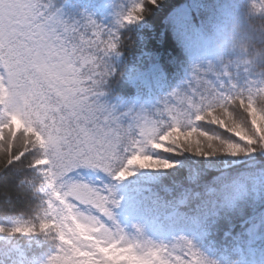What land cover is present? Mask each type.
<instances>
[{"label":"trees","instance_id":"16d2710c","mask_svg":"<svg viewBox=\"0 0 264 264\" xmlns=\"http://www.w3.org/2000/svg\"><path fill=\"white\" fill-rule=\"evenodd\" d=\"M22 1L25 25L0 31V264H264L259 141L227 166L191 146L218 130L208 124L217 114L251 140L250 117L264 131V0H93L89 25L77 17L79 0ZM38 26L63 53V79L33 61ZM140 57L173 83L163 96L124 92ZM60 136L106 185L96 186L97 204L115 240L55 206L50 148ZM152 199L159 205L134 224L132 203Z\"/></svg>","mask_w":264,"mask_h":264},{"label":"rangeland","instance_id":"374dc122","mask_svg":"<svg viewBox=\"0 0 264 264\" xmlns=\"http://www.w3.org/2000/svg\"><path fill=\"white\" fill-rule=\"evenodd\" d=\"M2 1L0 0V31L3 32L5 37H9L21 25L20 20L18 21L15 18V14L19 11V3L16 1H12V3L7 0ZM13 23H16V25ZM63 59V54L60 50L55 48L51 50V47L46 45V39L38 40L34 53V63L40 69L48 70L52 75L55 74L61 77L65 75V69L63 67H66V63L62 61ZM142 68L134 70L128 80L135 79L138 75L142 74ZM225 116L217 114L211 118L208 124L213 126L214 129L218 128V130H215L212 136L207 134L203 135L200 140L192 143V148L201 154L204 159L208 158L205 152L209 149L210 155L212 154V156L207 161H213V165L216 166H227L249 157L256 152V148L258 147L256 142L258 141V148L260 149L258 152L264 156V131L257 120L250 117L249 128L254 134L253 139L256 140L254 141L244 136V134L233 132V126L228 128L226 126L227 119ZM147 123L148 121L143 120L144 126ZM242 123L243 121H241ZM242 127V131H246L248 128L247 125ZM232 138H235L237 142H233ZM59 146L62 149L66 147V142L62 140L61 136L50 148V159L52 160L54 173L57 174L52 178V182L57 188L54 201L55 206L61 205L64 207L75 217V224L77 226H84L96 237L104 240H109L110 238L115 239V230L107 222V218H111V215L105 211L102 213L98 212L101 211L97 204L100 200L99 192L96 190L98 183L96 184L89 176L92 168L87 172L81 171L80 165L85 161L79 158L80 152L75 151V154L64 152L62 149L59 150ZM206 165L208 166V164ZM77 173L80 174L77 175ZM195 179L196 172L193 168L188 173L186 181L193 182ZM172 215L174 214L172 213ZM1 242H4V237L0 235ZM130 242L135 249H138L141 240L139 237H133L130 238ZM232 264H240V262Z\"/></svg>","mask_w":264,"mask_h":264}]
</instances>
